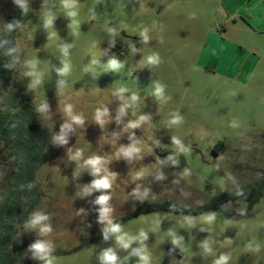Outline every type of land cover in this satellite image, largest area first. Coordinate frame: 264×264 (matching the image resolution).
I'll use <instances>...</instances> for the list:
<instances>
[{
  "label": "rangeland",
  "instance_id": "obj_1",
  "mask_svg": "<svg viewBox=\"0 0 264 264\" xmlns=\"http://www.w3.org/2000/svg\"><path fill=\"white\" fill-rule=\"evenodd\" d=\"M26 1L0 0V21ZM32 11L16 72L55 135L37 212L51 231L32 226L65 252L53 264H107L109 251L115 264H264V199L141 215L106 234L144 203L197 208L264 176V0H36ZM106 177L110 188H92Z\"/></svg>",
  "mask_w": 264,
  "mask_h": 264
},
{
  "label": "trees",
  "instance_id": "obj_2",
  "mask_svg": "<svg viewBox=\"0 0 264 264\" xmlns=\"http://www.w3.org/2000/svg\"><path fill=\"white\" fill-rule=\"evenodd\" d=\"M35 2L27 0L0 21V151L4 162L0 164V264L46 263L39 257L31 258V246L40 240L30 220L45 197L39 175L50 162L55 135L53 128L43 122L39 107L32 104L31 96L20 86L16 72L20 64L18 39L23 37V27L33 16ZM112 49L113 46L107 48ZM240 199L247 200L249 210L264 199V176L197 208H185L173 201L144 203L115 224L162 211L204 215ZM104 236L100 234L86 243H96ZM64 253L58 250L49 253V258Z\"/></svg>",
  "mask_w": 264,
  "mask_h": 264
},
{
  "label": "clouds",
  "instance_id": "obj_3",
  "mask_svg": "<svg viewBox=\"0 0 264 264\" xmlns=\"http://www.w3.org/2000/svg\"><path fill=\"white\" fill-rule=\"evenodd\" d=\"M43 110V107H42ZM99 119V116L97 117ZM77 119V122H79V118H74ZM59 139L63 140L62 137H60ZM80 155V153L78 152L76 154L75 157H73L74 159L78 158ZM88 164H90L92 166V168L96 171L99 172L100 171V160L98 158H93L89 161H87ZM111 187V183H110V179L109 178H104V179H98L96 181H94L92 188L95 189H107ZM85 191H91V188L85 189ZM110 199L109 196L107 195H102L98 198L97 203L100 205H107L108 200ZM110 212V209L108 207H103L101 209V220H107L108 219V214ZM48 219L47 216L42 215V214H35L32 219L30 220V224L34 227L37 225H41L40 231L42 233H47L50 232L51 229L49 226L44 225L43 222L46 221ZM109 227L106 229V234L107 232H113V233H119L120 232V226L116 225V224H112V222L109 220ZM122 240V238H121ZM123 242V240H122ZM32 249L35 250V254L40 258V259H44L46 260V264H53V260L51 258H49V246L46 243L43 242H38L34 245L31 246ZM102 259L104 261L107 262V264H115L116 261V257L111 254V252H106L104 254V256L102 257ZM143 259H147L146 257H144ZM218 264H220V262H218Z\"/></svg>",
  "mask_w": 264,
  "mask_h": 264
},
{
  "label": "snow or ice",
  "instance_id": "obj_4",
  "mask_svg": "<svg viewBox=\"0 0 264 264\" xmlns=\"http://www.w3.org/2000/svg\"><path fill=\"white\" fill-rule=\"evenodd\" d=\"M113 66H115V65H113Z\"/></svg>",
  "mask_w": 264,
  "mask_h": 264
}]
</instances>
